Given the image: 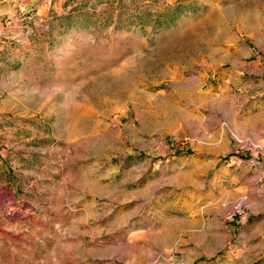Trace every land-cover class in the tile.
Masks as SVG:
<instances>
[{
  "label": "rangeland",
  "instance_id": "1",
  "mask_svg": "<svg viewBox=\"0 0 264 264\" xmlns=\"http://www.w3.org/2000/svg\"><path fill=\"white\" fill-rule=\"evenodd\" d=\"M212 12L228 38L157 53ZM133 58L129 96L104 76ZM261 239L264 0H0V264H264Z\"/></svg>",
  "mask_w": 264,
  "mask_h": 264
},
{
  "label": "bare ground",
  "instance_id": "2",
  "mask_svg": "<svg viewBox=\"0 0 264 264\" xmlns=\"http://www.w3.org/2000/svg\"><path fill=\"white\" fill-rule=\"evenodd\" d=\"M215 17V12H212L203 22L192 25L188 30H183L181 24L177 35H169L157 44V53L162 56L164 55L166 58L171 57L173 60L181 61L197 50H206L211 40L217 43L225 40V38H228L227 30L216 25L215 20L217 19ZM134 63L135 65L138 63L136 66L142 64L141 61L133 58L128 64L122 66L121 69L107 73L104 78L113 81L112 87L114 89H124L125 95H129L128 93L132 91L129 88L130 76L123 71H125L126 66ZM119 93L121 92L117 90L114 95L118 98L120 97Z\"/></svg>",
  "mask_w": 264,
  "mask_h": 264
},
{
  "label": "crops",
  "instance_id": "3",
  "mask_svg": "<svg viewBox=\"0 0 264 264\" xmlns=\"http://www.w3.org/2000/svg\"><path fill=\"white\" fill-rule=\"evenodd\" d=\"M259 247H260L261 249L264 248V240L261 239V241L259 242ZM257 248H258V246H257Z\"/></svg>",
  "mask_w": 264,
  "mask_h": 264
}]
</instances>
